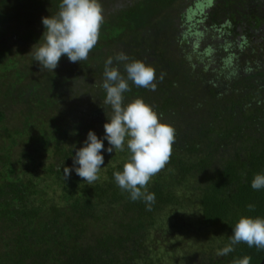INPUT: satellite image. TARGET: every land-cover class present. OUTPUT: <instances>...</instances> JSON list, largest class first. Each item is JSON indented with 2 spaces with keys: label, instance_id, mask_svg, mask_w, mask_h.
<instances>
[{
  "label": "trees",
  "instance_id": "1",
  "mask_svg": "<svg viewBox=\"0 0 264 264\" xmlns=\"http://www.w3.org/2000/svg\"><path fill=\"white\" fill-rule=\"evenodd\" d=\"M61 2L0 0V264H261L264 250L243 242L217 251L241 216L264 218V188L251 187L264 174V0H100L87 60L64 55L53 71L24 49L17 60L10 44L39 47L42 18ZM121 51L154 67L157 85L129 81L124 103L142 98L175 129L170 160L147 185L151 210L115 182L126 146L108 153L103 141L91 185L63 172L90 130L104 137L111 109L98 85ZM124 64L113 60L126 77ZM199 235L208 243L192 246Z\"/></svg>",
  "mask_w": 264,
  "mask_h": 264
},
{
  "label": "clouds",
  "instance_id": "2",
  "mask_svg": "<svg viewBox=\"0 0 264 264\" xmlns=\"http://www.w3.org/2000/svg\"><path fill=\"white\" fill-rule=\"evenodd\" d=\"M42 23L45 29L41 38L43 43L34 51L33 46L31 52L41 69L53 71L64 55L70 62L87 60L100 37L104 23L103 7L100 0H62L58 13L43 17ZM114 59L125 62L126 77L118 67L113 66ZM128 61L129 57L122 51L115 58L106 60L103 82L98 85L106 93L104 104L111 109L110 117L107 116L108 122L103 126L104 137L98 138L90 130L84 146L76 150L72 168L65 167L63 172L67 177L74 170L91 185L99 179L98 173L104 164L103 141H108V153L113 150L123 152L126 146L129 156L123 170L113 173L115 182L130 193L132 201L142 199L148 205V210H151L155 194L147 191V185L169 162L175 129L162 123L156 111L142 98L124 103V93L131 91L129 81L136 87L152 91L157 86L154 67L141 60ZM160 79H163V74ZM251 187L254 190L264 188V174H256ZM254 207L248 205L249 210H254ZM241 242L264 250V218L241 216L233 228L230 243L219 249L217 256L228 255L235 250L234 245ZM250 260L251 257H244L234 260L232 264H250Z\"/></svg>",
  "mask_w": 264,
  "mask_h": 264
},
{
  "label": "rangeland",
  "instance_id": "3",
  "mask_svg": "<svg viewBox=\"0 0 264 264\" xmlns=\"http://www.w3.org/2000/svg\"><path fill=\"white\" fill-rule=\"evenodd\" d=\"M182 9L184 10L183 5H182ZM40 27L44 30L43 24H41ZM36 29L39 31V28H35V26L33 27L32 31H36ZM10 46H11L12 51H14L16 53L15 57H16L17 60H20L21 57H22V49H24V50H26L28 52H31V47H32L30 44H27V45L24 44V45H22V44L13 43V42L10 44ZM22 63H28V60H25ZM78 95L80 96V98L83 101H85V103H89L90 104V102L92 101L91 98H90V94H87L86 95L85 89L80 90L78 92ZM17 122H18V119L17 118L11 119V116H10V118H8L6 120V124H7L8 127L13 126ZM22 143H20L18 146H15L13 148V152H14L13 154H14L15 158H17L20 154H22V150H25L26 149L25 146ZM37 172L40 173V170H37ZM44 184H45V182H43L42 185H44ZM191 239L193 240L192 246H194V245L195 246H198V245L200 246L199 243H201V242H202V244L204 243L203 245H206V243H208L206 241L207 239L204 238V237H201L200 235H199V237L198 236H193Z\"/></svg>",
  "mask_w": 264,
  "mask_h": 264
},
{
  "label": "water",
  "instance_id": "4",
  "mask_svg": "<svg viewBox=\"0 0 264 264\" xmlns=\"http://www.w3.org/2000/svg\"><path fill=\"white\" fill-rule=\"evenodd\" d=\"M263 262H264V258H263V260H262L261 264H263Z\"/></svg>",
  "mask_w": 264,
  "mask_h": 264
}]
</instances>
